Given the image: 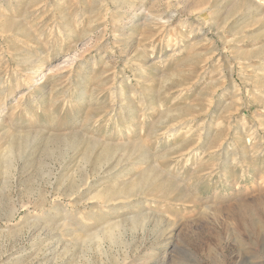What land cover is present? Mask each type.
<instances>
[{
    "label": "rangeland",
    "instance_id": "rangeland-1",
    "mask_svg": "<svg viewBox=\"0 0 264 264\" xmlns=\"http://www.w3.org/2000/svg\"><path fill=\"white\" fill-rule=\"evenodd\" d=\"M0 264H264V0H0Z\"/></svg>",
    "mask_w": 264,
    "mask_h": 264
}]
</instances>
